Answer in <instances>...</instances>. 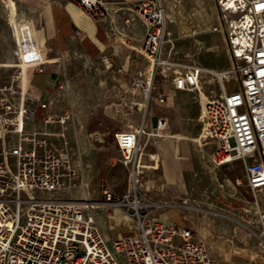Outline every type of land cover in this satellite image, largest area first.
I'll return each instance as SVG.
<instances>
[{"label":"built area","instance_id":"2783aa9c","mask_svg":"<svg viewBox=\"0 0 264 264\" xmlns=\"http://www.w3.org/2000/svg\"><path fill=\"white\" fill-rule=\"evenodd\" d=\"M214 1L219 25L212 31L224 35L234 62L231 69L214 71L164 57L168 33L161 0H138L126 8L129 14L123 24L129 27L139 20L146 27L140 52L149 68L146 74L136 73L145 109L153 100L165 103L159 80L170 79L175 89L199 97L204 83L217 82L218 95L201 103V133L195 144L212 168L241 165L257 219L256 229H245L257 239L264 264V206L258 197L264 193V0ZM78 3L94 20L110 17L107 0ZM110 31L114 37L121 35L114 28ZM35 66L36 72H43L38 63ZM233 77L238 88L228 92L225 82ZM18 80L14 75L0 86V264H219L189 230L154 217L165 210L188 209L185 202L153 201L143 187L141 143L159 138L164 120L147 131L143 117L139 125L113 133L118 161L128 172L123 194L117 195L100 179L96 201L58 197L81 175L73 166L65 135L71 111L47 113L51 103L25 94ZM55 126L58 131L52 130ZM235 183L240 185V180ZM82 187L86 189L84 183ZM98 208L119 212L134 234L107 239L93 216L92 210Z\"/></svg>","mask_w":264,"mask_h":264},{"label":"rangeland","instance_id":"374dc122","mask_svg":"<svg viewBox=\"0 0 264 264\" xmlns=\"http://www.w3.org/2000/svg\"><path fill=\"white\" fill-rule=\"evenodd\" d=\"M137 1L107 0L106 7L111 18L119 16L125 20L129 14L126 8L133 7ZM161 1L168 33L163 44L164 57L209 70L231 69L234 66L224 35L212 31L219 25V13L214 0ZM42 10L12 0H0V84L6 74H15L18 68L17 65L15 69L9 70L5 68L6 65L53 58L46 53V36L50 26L48 16ZM135 62V67L138 66L136 69L146 74L149 64L141 52ZM58 64L56 110L63 113L65 108L70 110L67 103L72 105L77 112V122L87 128V131L77 134L88 137L91 146L85 147L90 156L85 174L87 188L82 187L80 175L72 181L74 187L61 189L56 196L79 200L88 197L96 201L99 178L111 180L113 191L121 195L127 190L128 172L116 160L118 153L111 137L114 132L139 125L143 117L145 122L149 105L144 108L135 74L138 70L123 73L109 67L104 59L89 60L78 55L66 56ZM208 79L207 76L204 81ZM171 84L170 79L159 80L160 92L164 93ZM225 86L228 92L234 91L238 88V81L233 77L225 82ZM203 92L207 98L216 97L217 82L209 85L204 83ZM192 95L199 97L196 92ZM52 130L58 131L59 127H52ZM75 133L67 124L65 135L69 142V154L73 166L78 170L79 159L73 140ZM54 141L61 143L57 138ZM201 155L199 152L195 166L184 173L185 193L182 199L172 202L184 201L188 209L175 213L186 217L187 227L194 239L204 243L209 255L219 264H262L263 251L257 239L245 229H256L257 219L250 193L242 178V168L231 166L215 169ZM110 157L114 160L107 159ZM236 179L240 180V185H236ZM258 197L264 206V193L258 194ZM95 211L109 212L99 208L92 210ZM121 233L115 230L112 236Z\"/></svg>","mask_w":264,"mask_h":264},{"label":"crops","instance_id":"0c3cea01","mask_svg":"<svg viewBox=\"0 0 264 264\" xmlns=\"http://www.w3.org/2000/svg\"><path fill=\"white\" fill-rule=\"evenodd\" d=\"M12 1L26 4L35 9L42 8V11L47 14L50 27L46 36L48 40L46 53L51 54L53 58L45 57L41 61L26 60L22 64L6 65L5 68L9 70L15 69L17 65L18 68L16 67L15 74H6L0 86L8 84L12 76L19 75L18 86L25 94L42 103H51L47 113L62 114L56 110L54 104L57 94H59L57 90L59 84L58 63L66 56L78 55L89 60L104 59V61L107 60L106 64L109 67L123 73L138 68V66L135 67V61L140 56L142 42L146 34V27L139 20L133 21L129 27L124 26V19L121 20L119 16L115 19L109 17L105 21H97L80 8L78 0ZM113 28L121 35L112 36L110 30ZM36 63L42 68V73L36 72ZM222 70L227 69L214 71ZM192 93L177 90L171 84L169 89L164 90L163 94L166 98L163 105L158 104L155 100L149 104L144 122L146 130L153 131L157 120L160 119L164 120L166 124L159 138H150L146 142L143 139L141 143L143 146L142 155L138 159L139 167L144 170L143 187L153 201L172 203L181 200L185 193L184 173L192 169L198 161L199 150L195 141L201 133V103L207 96L204 92L202 93L203 97H195ZM68 105L70 110L66 108L64 110H69L72 114V120L68 125L76 132L73 140L78 153V169L87 188L85 174L90 156L85 147L91 146V142L88 137L77 134V132L87 131V128L77 122V112L70 103H67ZM94 131L99 132L98 130ZM111 139L117 151L115 140L112 137ZM151 156L155 157L154 161L151 160ZM107 159L114 160L112 157ZM116 160L118 161V159ZM231 166L241 167L239 163ZM100 179L105 180L113 190V186L110 184L111 180ZM175 212L178 211L157 212L154 217L165 224L180 225V227L189 230L194 239L192 231L187 227L186 217ZM93 216L107 239L115 238L112 236L115 230L122 232L116 237L134 234L132 224L124 219L119 212L95 211Z\"/></svg>","mask_w":264,"mask_h":264}]
</instances>
